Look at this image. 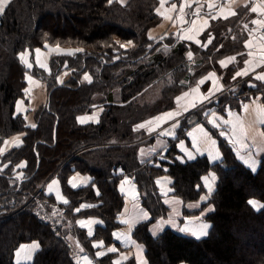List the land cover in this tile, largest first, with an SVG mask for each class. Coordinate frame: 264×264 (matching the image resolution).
Listing matches in <instances>:
<instances>
[{
  "label": "trees",
  "instance_id": "1",
  "mask_svg": "<svg viewBox=\"0 0 264 264\" xmlns=\"http://www.w3.org/2000/svg\"><path fill=\"white\" fill-rule=\"evenodd\" d=\"M156 5L157 0H129L125 4L118 0L111 3L109 0H10L0 20V128L3 133L21 131V116L14 115L16 100L21 96L22 70L26 69L20 51L33 50L43 46L45 41L64 44L62 42L66 40L76 43L65 45L82 44L84 49L72 58L52 57L58 66L57 72L66 59L74 74L72 80L63 84L49 80L53 87L48 102L41 109L45 117L26 135V151L32 154L28 161L31 171L21 179L15 176L16 173L0 171V264H15L16 248L31 240H38L40 248L28 264H78L66 231H71L86 244L92 238L115 242L113 231L120 226L117 215L124 204L117 188L122 174L112 173L117 166L133 175L142 204L151 213L150 220L140 223L134 231L136 239L146 245L149 264H264V208L256 209L249 204L252 199L264 204V156L258 169L253 171L236 157L224 140H220L223 158L217 162H211L206 155L186 161L178 158L159 161L154 157L158 164L141 162L137 157L140 143L88 148L105 144L112 137L120 142L135 138L130 124L135 121L137 112H142L137 104H129V101L141 94L160 74L166 77V73L173 72L176 76L186 77L190 67L186 64L185 53L192 49L196 51L195 45L180 41L177 35L171 42L149 38V29L160 18ZM227 30L226 26L219 27L216 23L209 32L214 34L215 45L204 54L216 53L211 58L212 65L223 56L224 42L230 43L231 47L226 53L241 51L245 47L243 38L236 37L239 42L236 38L232 40ZM205 36L206 32L202 39ZM125 43L127 46L123 45ZM159 46L171 50L167 54L157 50ZM217 47L219 50L216 51ZM15 65L19 67L18 73L12 71ZM88 68L97 70L92 73L96 81L101 80L100 89L95 84L82 83L81 74ZM211 68L204 59L198 61L192 67L190 77L194 74L202 76ZM37 73L43 74L39 69ZM44 76L49 79L48 75ZM179 80L174 82L175 90ZM248 82L246 79L238 86L242 87V92ZM117 88L121 101L128 102L129 106L110 108L102 118V124L83 126L75 121L78 113L90 108L93 96L107 93L110 98ZM170 92L172 89L166 94ZM137 137L140 136L137 134ZM173 145L164 156L179 152L176 144ZM66 161V169L74 163L81 170L92 172L94 183L101 190L100 204L93 211L105 222L98 226L93 237L85 236L84 229H76L70 224L66 219L70 211L62 204L58 205L61 209L51 208L52 220L41 217L34 200L23 206L38 191L44 179ZM210 170L217 173L218 181L208 199V203L214 206V210L206 215L211 222L208 235L197 239L166 228L158 236H153L149 231L150 223L168 212L156 186V177L169 174L173 178L174 194L192 201L198 200L206 191L202 178ZM66 188L67 195L69 190L71 192L74 206L82 201V197L95 198L92 186L74 190L69 186ZM208 203H203L202 207ZM54 215H62L63 220ZM64 223L68 224V229L64 228ZM78 233L83 234L79 236ZM124 264L136 262L132 258Z\"/></svg>",
  "mask_w": 264,
  "mask_h": 264
},
{
  "label": "rangeland",
  "instance_id": "2",
  "mask_svg": "<svg viewBox=\"0 0 264 264\" xmlns=\"http://www.w3.org/2000/svg\"><path fill=\"white\" fill-rule=\"evenodd\" d=\"M189 1H194L192 4H190V7L188 5ZM220 1L221 0H188V1L163 0L162 3V0H157V5L155 9L160 18H159V22L153 25L155 26V32H156L155 36L154 37L151 36L150 38V35L148 34L151 40L163 38V39H167L168 42H171V40L174 37H176L175 36L176 34L174 32L176 26L179 25L180 27H183L187 25L190 14L195 11H198L199 7L201 9L200 10V12H202L200 14L201 16L198 15L192 17L190 27L182 33L181 38L179 39L180 41H187L193 43L195 45L194 48L196 49V51L192 49L189 50L187 53H185V55L187 54L186 64L190 67L186 74V77H181L178 75L176 76L172 74L173 72L166 73L165 75L166 77L163 76L161 77L160 74L158 75L159 77H156V79L150 85H148V87H146V89L141 94H138V96H134L129 101V104H133V105L137 104V106L141 108L140 112H142L141 114H139L138 111L137 117L134 118L135 121L130 124V131L131 133L134 134L135 138L127 139L125 141L120 142L117 140L116 137L115 138L112 137L111 140L105 144H95L88 148H100V147L104 148L110 145H117L118 143L130 144V145H133L135 143H140L137 151V157L139 159L140 148L143 145L149 144L153 141L154 133L156 132L163 133L164 127L171 124L172 125L171 127L176 128L175 130L176 135L168 138L169 143L166 145L165 149L158 151L156 154H154L149 159L143 162L158 164L160 160L172 161L174 158L183 160L181 158V153L177 147L178 141L180 139L187 137L188 131L194 124L202 123L210 131V133L214 136V138H216V140L220 145V148H221L220 140H224L230 145L236 157L239 159L236 148L230 143V141L226 137V133H225L226 128L223 126L224 123L222 122L221 119H223L225 115H227L226 113L227 110L233 108L239 110L241 107V103L246 101L251 95L261 94L264 100V82L257 80L251 81L250 83H248V85H246V88L244 89L243 92H242V87H238L240 85V83L238 84V80L242 81V79L240 78H243V75L236 76L235 74L237 72L243 71L245 61L248 58L246 46L244 47L245 51L243 49L241 51H237V52L235 51L233 53L231 52L226 53L228 49H230L231 47H230V43L224 42L226 44V47L224 48V51L221 52V55L223 56L220 57L218 61H214L213 63L214 65H212L211 58L214 55H216V53H213L211 51L210 56H207L204 53H206L205 50L209 52V48L215 45L213 43L214 34L212 32L209 34V32L211 31L212 26H214L216 23L217 25H219V27H224V26L227 27L228 29L227 31L231 33L230 38L232 40H234L236 37H241L244 39V43L251 39L249 35L250 31L252 34L254 32L256 33L258 28L260 29L264 28V26L253 25L251 23L252 20H264V14H261V12L253 13L250 11V9L254 6L258 8H264V0H258V2L256 0H224L225 2L222 4V7L220 8L219 12L217 13L207 12V10H209V4L213 5L212 9H214L215 7H219ZM118 2L120 1L118 0ZM120 3L125 4L122 2ZM173 4L176 5L175 9L172 8ZM245 5H247V7H245ZM181 7H183L184 11H186L187 16L183 18L179 17L180 20H178L177 17L179 16ZM230 12H235L236 15H230L229 14ZM2 15L3 13L0 14V20L2 18ZM213 17L216 18L214 19ZM169 19H173V27L171 32L165 33L164 25L166 21H168ZM192 21H195V23L193 24ZM245 24L248 25L247 30L244 28ZM253 29H255V31H252ZM205 32H206L205 39H202V35ZM189 36L191 37V39L187 38ZM116 39L117 41H120L119 37H116ZM236 39L238 42L240 41V39L238 38ZM48 42L49 41H45V43H43L44 44L43 46L37 47L40 50V56L42 55L41 60L40 57L37 60L35 56V52H36L35 50L37 49L36 47L33 50L27 48L20 51V54L27 53L24 56L23 60L20 57L26 69L25 70L21 69L23 75V80L20 85L21 96L16 100L15 113H14V115L21 116L20 117V119H22V121H20L22 123L21 131H16L12 134L7 135L3 133L2 128H0V171L5 173H11V172L16 173L17 175L15 176L19 179H21L23 175L31 171V168H29L30 166L28 167V161L29 159H31L32 154L31 152L29 153L26 151V145H25L26 135L28 134L29 129H35L38 126L40 120H43L45 117V115L42 114L43 112L42 108L48 102L50 97V90L53 87V85L50 84L49 80L53 81L54 84H63L73 79L72 74L74 73L70 69L71 66L68 64V60L66 59L64 60L65 62L63 67L61 68V70H59V72H57L58 66L53 62L52 57L63 55L72 58L75 57L76 49H81V50L84 49L83 46H81L82 44H78L80 46L65 45L68 42L76 43V41L74 40H66V42H62L64 44H57V43L52 44L51 42L50 43ZM252 44H254V42H251V45ZM123 45L127 46L126 43ZM157 50H163L165 53L168 54L171 49L168 47L159 46L157 47ZM217 50H219V47L216 48V51ZM189 52L192 53L191 60L188 59ZM226 55L235 57V60L231 64H229L226 67L224 66L223 68V66L220 65V59L222 60ZM203 59L205 60V63L209 64L212 68L208 71V73L202 76H196L194 74L192 77H190L192 67L196 65L198 61H202ZM41 61L46 64L45 67L42 66ZM17 65H15L12 69L14 73L19 72L18 71L19 67ZM38 69L43 74H38L37 73ZM95 71L97 70L88 68V70L84 71L81 74V81L85 85L95 84V87L98 86L100 89L101 80L97 79L96 81V77L92 73ZM213 73L215 75L212 76L211 79H209L210 74ZM44 75H48L49 79H47ZM85 75L90 77L91 82L85 79ZM231 78L237 81L234 83H230V80L232 81ZM176 80L179 81L176 82L178 84V87L175 90L174 82ZM201 81L203 82L201 83ZM168 89L169 90L172 89V92H170L167 95L166 93ZM194 89L195 91H193ZM186 93L187 95H185ZM108 97L109 94L107 93H103V94L98 93L95 96H93L92 97L93 102L90 108H88L87 111L78 113L75 117V121L83 126H87V125L89 126L92 124H100V123L102 124L103 123L102 118L106 116L105 114L110 110V108L117 105L121 107L129 106L127 105L128 102L121 101L120 92L118 88L113 91L112 96L110 98ZM31 98L33 99V102L35 101V105L32 104ZM53 102H55V100H53ZM73 102L74 101H72L71 103L74 104ZM0 113H1V108H0ZM3 114L4 113H2V115ZM85 115H89V116H85ZM80 117H85V119L90 121L86 122L87 120H85L84 123H81L79 119ZM142 123L145 124V127L139 128L137 130V126ZM32 125H35V127H32ZM63 129L64 126H62V131H64ZM137 134L140 137H137ZM172 144L174 145L176 144V147L179 152L171 156H167V157L164 156V153L172 146ZM22 150L23 152H20ZM171 153L173 154L174 152ZM154 157H157L159 161L155 162ZM67 162L68 161H66L65 163L57 167L55 170H53L48 175V177L44 179L38 191L35 192L32 195V197H30V199H28V201L23 206L30 204L34 200L36 209H39L41 211V217L52 220L51 208L55 207L56 209H61L58 205L62 204L70 211V214L66 218L69 220L70 224L71 223L74 224L76 226V229H84L82 231L86 232L84 233L85 236L93 237L95 233L98 232L97 230L98 226L104 225L105 222L99 215H97L93 211V209L98 207L100 204L99 203L100 200L98 198L101 195V190L94 183L95 175L92 172L83 169L81 170L78 167V164H74L72 162H70L72 164H70L68 166V169H66ZM20 165H23V167H20ZM210 171L214 172L213 177H216L217 173L213 170ZM112 173L122 174L121 178H123V176L125 175H129L133 177L132 174L125 173V170L124 168H122V166H117L116 168H114V170H112ZM207 174L208 173H206V175ZM43 175L44 174H42V176ZM161 175L157 176L155 179L157 188H158L157 179ZM87 176L90 177V182L84 187L86 188L92 186L95 193V198L88 199L86 197H82V201L74 206V203L72 202V197H70V193H71L70 190L68 195L65 191L68 190L66 186H69L72 190L79 189L83 186L81 185L79 187L74 188L71 184L72 180L74 181L75 179L78 181L79 179H81V177L87 180L88 179ZM121 178L119 179V181L121 180ZM53 181H55L56 183H53ZM209 181L211 183L212 181L211 177ZM217 181L218 179H216V181L213 182V186ZM214 188H216V185L214 186ZM158 191L160 193L159 188ZM211 194L205 191L202 194V196L204 197L209 195L208 196L209 199ZM64 201H67V203H65ZM252 201H256L258 205H264L263 202L258 199H252ZM203 203H208V200H206ZM210 205L211 204L208 203L204 207L209 208ZM42 209H45L43 213H42ZM77 209H79V211H77ZM256 209H261V208H256ZM120 211L118 212L117 215L118 218ZM55 212L59 214L57 210ZM82 213H84V215H81ZM73 214H76L75 215L76 217H72L71 215ZM57 217H60L63 220L62 215ZM97 218L101 220L100 223L97 220ZM118 218L117 221L120 223L121 226V222L119 221ZM86 219H90V221L86 223L89 226H86L84 224L85 226L81 227L79 222L84 221L85 223ZM64 228L65 229L69 228L67 223H64ZM90 230H91V235H89ZM65 233H66V237L71 241L74 247L73 256L78 264H87L84 259L85 257H88L91 260V262H93L94 264H117L114 263L113 258L117 259L120 254L118 253L114 254L108 251L111 248V244L115 242L107 243L102 238H92V240H89L88 244H86L78 236L73 235L71 231H66ZM82 234L83 233L81 234L78 233L77 235L80 236ZM31 241H38V240H31ZM24 243L26 242H23L20 245ZM142 243L145 244L144 242ZM18 247L16 248V250L18 249ZM39 248H40V243H39ZM97 253H103V255H97ZM110 257L112 258L110 259ZM132 258L135 260L137 264V261L134 257L129 258L127 261L121 264L128 262ZM15 264L17 263L15 262Z\"/></svg>",
  "mask_w": 264,
  "mask_h": 264
},
{
  "label": "crops",
  "instance_id": "3",
  "mask_svg": "<svg viewBox=\"0 0 264 264\" xmlns=\"http://www.w3.org/2000/svg\"><path fill=\"white\" fill-rule=\"evenodd\" d=\"M119 1L121 2V0ZM127 1L128 0H122V3H126ZM193 2L194 1H189L188 5L192 4ZM224 2V0H221L219 3V7L207 10V12H219ZM200 10L201 9L199 7L198 11L190 14L187 25L183 27H180L179 25L176 26L174 32L177 35L178 39H180L182 33L190 27L192 17L198 16L202 13L200 12ZM197 12L198 14H196ZM186 16L187 13L183 10V12H179V16L177 18L178 20H180V18ZM172 27L173 19H169L164 25L165 33L171 32ZM254 33H252L250 36V40L251 42H254V44H252L251 47H247L248 58L246 61H250V63H245L243 68V71L247 69V75H243V78H240L242 79V81L238 80V84L244 82L246 79H249L248 83L255 80L264 82V80H258L255 78L259 74H264V39H262V37H264V28H258L257 32L255 34ZM148 34L150 35V37L155 36V26L150 28ZM249 53H251V55ZM35 56L37 60L39 59V57L41 60L42 55L40 56V50L39 52H35ZM230 57L231 56L226 55L222 59L223 61H225L226 66L233 62H228V58ZM222 60L220 59V61ZM41 63L42 66H46V64L42 61ZM236 81L237 80L232 79V81L230 80V83H234ZM31 102L33 105H35V101L33 102V99ZM261 109H264V100L261 94H254L251 95L246 101L241 103V107L239 110H237L236 108L229 109L226 112L227 115H225V117L221 119L224 123L223 126L226 128V137L236 148L239 160L248 167L249 165L245 163V160H255V170L258 169L261 157L264 155V123L261 122L262 120H264V112L259 111ZM80 118H84V120H87L85 119V117ZM88 121L90 120H87L86 122ZM171 126V124L165 126L163 133H154L153 141L149 144L143 145L140 148V161H146L158 151L165 149L166 145L169 143L168 138L176 135V128H173ZM177 147L181 153V158L183 159L182 161L193 160L198 156L203 155L208 156L211 162H217L223 158V153L218 141L202 123L194 124L188 131L187 137L178 141ZM217 155L218 158L214 159V157H217ZM213 174L214 172L210 171L202 178V182L204 184V187L206 188L207 193H209L208 184H211L212 191L209 194L213 193V191L215 190L214 186L217 182L214 184V186L213 182L218 179L217 174L216 177H214L216 179H213ZM206 177L208 180L207 184L205 183ZM210 177L212 179L211 183L209 181ZM87 178L88 179L85 180L81 177V179H79L78 181L74 179V181L72 180L71 184L72 186L73 184H75V187H79L81 185L84 187L90 182V177L87 176ZM172 183L173 178H171L169 174L161 175L157 179V185L160 189L163 202L168 207L169 212L167 215L161 216L150 223V233L153 236H158L164 229L172 228L178 233L196 238L191 234V231L198 229L202 224L210 225L207 230L209 232L211 223L207 220L206 215L214 210V206L211 204L209 208L202 207V203L208 200L209 195L204 197L201 196V198H199L198 200L184 201L180 196L173 194ZM117 188L120 194H122L124 197V204L118 218L121 222V226L114 229L113 231L115 243L111 244V248H115L116 251L111 253L120 254L117 259L113 258L114 263L121 264L127 261L129 258L134 257L137 261V264H149L148 258L146 256V246L138 239H136V237L134 236V229L138 224L150 220L151 213L145 206H143L138 185L132 176H123V178H121V180L118 182ZM97 220L100 223L101 220L99 218H97ZM89 221L90 219H86L84 224L86 226H89L86 224ZM125 221H127V223H125ZM181 228H187L189 229V231L182 232L180 231ZM33 244L38 245V247L31 251L30 259H26L23 253L20 257H17L16 254L18 251H20L22 245L26 248H31ZM22 245H20L16 250L14 260L17 264H28L33 260L35 253L38 251L39 242L30 241ZM179 264L188 263L181 262Z\"/></svg>",
  "mask_w": 264,
  "mask_h": 264
},
{
  "label": "snow or ice",
  "instance_id": "4",
  "mask_svg": "<svg viewBox=\"0 0 264 264\" xmlns=\"http://www.w3.org/2000/svg\"><path fill=\"white\" fill-rule=\"evenodd\" d=\"M111 2H112V0H109V3H111ZM121 2H122V0H121ZM162 3H163V0H162ZM9 4H10V0H0V14L4 13L6 7H7ZM189 7H190V5H189ZM212 7H213V5L209 4V10H211ZM245 7H247V5H245ZM172 8L175 9V8H176V5L173 4V5H172ZM180 11L183 12V7H181ZM221 11H222V9H221ZM250 11L253 12V13L261 12V14H264V8H258V7H255V6L252 7V8L250 9ZM196 14H198V12H197ZM229 14H230V15H236L235 12H230ZM213 18L215 19L216 17H213ZM224 18H227V17H224ZM205 22H206V21H205ZM192 23L194 24L195 21H192ZM251 23H252L253 25H261V26H264V20H252ZM244 28L247 30V29H248V25L245 24V25H244ZM252 31H255V29H253ZM249 35L251 36V31L249 32ZM150 38H151V37H150ZM187 38H188V39H191L190 36L187 37ZM262 39H264V37H262ZM245 46H246V47H251V40L246 41V42H245ZM122 47H123V45H122ZM36 51L39 52V49H37ZM75 51H76V52H79V51H82V50H81V49H76ZM26 54H27V53H22V54H20V57H21L22 60L24 59V56H25ZM249 54L251 55V53H249ZM188 59H189V60L192 59V53H191V52L188 53ZM234 60H235V57H230V58H228V62H229V63L232 62V61H234ZM245 63L248 64V63H250V61H245ZM220 64H221L222 66H226L225 61H223V60L220 61ZM214 75H215L214 73H213V74H210L209 79H211L212 76H214ZM235 75H236V76L247 75V69H245L243 72H237ZM234 78H235V77H234ZM255 78L258 79V80H264V74H259V75H257ZM30 79H31V78H30ZM85 79H87V80H89V82H91V81H90V77H88L87 75H85ZM202 82H203V81H201V83H202ZM252 86H254V85H252ZM193 91H195V89H194ZM185 95H187V93H186ZM245 107H247V106H245ZM259 111L264 112V109H261V110H259ZM169 115H171V114H169ZM79 119H80V122H81V123H84V122H85L84 118H79ZM261 122L264 123V120H262ZM32 127H35V125H32ZM144 127H145V124L142 123V124H140V125L137 126V130H138L139 128H144ZM17 139H18V138H17ZM190 158H191V156H190ZM216 158H218V155H217V157H214V159H216ZM245 163L248 164L249 167L252 168L253 171H255V168H256V162H255V160H252V159L245 160ZM20 167H23V165H20ZM213 179H215V178L213 177ZM53 183H56V182L53 181ZM205 183H206V184L208 183L207 177L205 178ZM75 186H76V185L73 184V187H75ZM49 187H51V186H49ZM208 191H209V193L212 191L211 184H208ZM64 202L67 203V201H64ZM249 204H250L251 206H253L254 208H264V205H258L256 201H252V200H250V201H249ZM77 211H79V209H77ZM79 223H80L81 227H84V226H85V225H84V221H80ZM125 223H127V221H125ZM158 227H159V226H158ZM209 227H210V225H208V224H202V225L199 226L198 229H196V230H192V231H191V234H192L193 236H195L197 239H200V238L205 237V236L208 235V231H207V230H208ZM180 231H182V232H184V231H189V229H187V228H181ZM89 235H91V230L89 231ZM37 247H38V245H36V244H33V245L31 246V248H26L25 246L22 245L20 251H18L16 255H17V257H20L21 254L23 253L26 259H30V258H31V251H32L33 249L37 248ZM109 251H110V252H115L116 249H115V248H110ZM97 255H103V253H97ZM85 259L87 260V257H85Z\"/></svg>",
  "mask_w": 264,
  "mask_h": 264
},
{
  "label": "bare ground",
  "instance_id": "5",
  "mask_svg": "<svg viewBox=\"0 0 264 264\" xmlns=\"http://www.w3.org/2000/svg\"><path fill=\"white\" fill-rule=\"evenodd\" d=\"M85 259V258H84ZM85 262L87 263V264H94L93 262H91V260L87 257V260L85 259Z\"/></svg>",
  "mask_w": 264,
  "mask_h": 264
},
{
  "label": "built area",
  "instance_id": "6",
  "mask_svg": "<svg viewBox=\"0 0 264 264\" xmlns=\"http://www.w3.org/2000/svg\"><path fill=\"white\" fill-rule=\"evenodd\" d=\"M258 2V0H256Z\"/></svg>",
  "mask_w": 264,
  "mask_h": 264
}]
</instances>
